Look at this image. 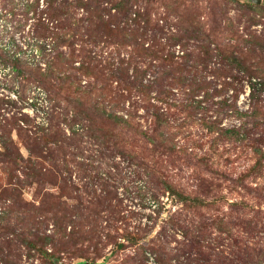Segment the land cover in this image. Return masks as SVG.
Masks as SVG:
<instances>
[{
    "label": "rangeland",
    "instance_id": "374dc122",
    "mask_svg": "<svg viewBox=\"0 0 264 264\" xmlns=\"http://www.w3.org/2000/svg\"><path fill=\"white\" fill-rule=\"evenodd\" d=\"M53 1L0 0V191L17 184V178H29L30 185L23 188L26 202H41L47 212H53L57 210L52 204L56 197L64 202L60 208L66 209L58 212L81 215V221L85 217L84 226L77 225L86 228L83 236L76 237L66 250L58 253V258H53L56 264L86 261L91 264H178L185 261L208 264L207 257L211 264H242L239 254L247 248L245 244L251 247L246 257L258 264V254H264V163L254 168L256 157L246 144L212 145L211 135L199 121L201 117L214 116L223 95L215 94L205 102L202 101L204 92L199 96L178 95V100L197 109L174 114V123L184 124L171 134L177 147L155 148L137 131H126L121 139L128 140L129 149L123 153L89 132L82 123L63 116L61 105L54 106L56 101L48 98L45 88H36L22 71L4 62L15 51V42L24 48L21 56L32 59L35 50L24 43L31 37L39 18L48 17ZM215 1L197 0L205 7L213 6ZM250 1L264 3V0ZM154 3L153 17H163L166 14L163 5L158 0ZM72 5H69L70 10L77 14L71 19L72 25L81 28L71 37L76 52L82 47L102 50L104 43L95 46L90 40V22L83 18L85 9H75ZM144 5V1H140L137 7L143 9ZM226 9L235 27L243 31L244 23L239 22L243 10L234 2ZM257 17L259 21L252 29L264 34V12ZM160 22L169 32V24L164 19ZM112 48L113 45L103 48L104 56ZM175 48L177 52L182 51L179 44ZM63 49L70 51L68 45ZM205 79L211 88L218 90L230 81V77L212 75ZM222 91L225 95L233 92L232 89ZM248 94L246 86L238 99L244 109L249 105ZM36 100L43 111H36L39 107L33 105ZM204 107L210 108L208 114L202 111ZM146 116L139 118L144 124L149 123ZM230 122L237 123L236 120L225 121ZM3 141L13 156L16 153L24 156L21 165L4 155ZM184 196L200 201L194 205L191 201L185 202ZM6 202L11 203V199ZM112 210L118 218L116 222L108 218ZM94 211L100 212L99 221L106 226L104 232L112 238L104 234L102 240H98L85 232L95 225ZM15 217L16 214L5 223L13 227ZM72 226L68 225V231ZM200 226L207 235L202 240L205 246L201 255L191 246ZM221 226L226 231L221 232ZM53 231L54 223L49 221L47 232ZM128 236H136L139 241L132 244ZM117 242L126 245L120 249ZM48 250L53 251L52 246L48 245ZM11 252L9 256L18 264H52L53 261L31 256L29 249L22 245ZM17 252H20L18 258Z\"/></svg>",
    "mask_w": 264,
    "mask_h": 264
},
{
    "label": "trees",
    "instance_id": "16d2710c",
    "mask_svg": "<svg viewBox=\"0 0 264 264\" xmlns=\"http://www.w3.org/2000/svg\"><path fill=\"white\" fill-rule=\"evenodd\" d=\"M68 1L54 0L46 18L48 22L40 17L34 24L31 37L24 43L35 50L32 59L21 56L24 48L17 42L14 43L15 51L4 59L13 69L22 71L36 88H45L48 98L56 101L54 106L61 105L63 116L74 123H82L89 132L125 154L129 142L121 139V135L126 131H137L155 148L174 149L177 143L171 136L172 131L184 126L183 123H174V114L187 110L191 113L197 109L178 100L179 96H199L204 92L202 101L205 102L219 93L223 97L214 116L199 118L201 126L211 135L210 143L246 144L255 154L254 168H260L264 163V34H257L252 26L259 21L257 15L264 12V3L223 0V4L217 0L213 6L205 7L197 0H158L166 14L155 18L152 15L154 0ZM140 1H144L143 9L137 7ZM230 2L237 3L243 10L239 19L244 23L243 31L235 27L228 16L226 7ZM71 4L75 9H85L83 18L90 22V40L95 46L104 43L102 50L82 47L76 52L71 37L81 28L72 25L71 19L77 14L70 10ZM171 17H175L174 20ZM161 19L169 24V32H166L164 23L161 24ZM162 34H166V40ZM177 44L182 51L177 52ZM64 45H68L69 52L63 49ZM111 45L113 48L104 56L103 48ZM207 75L230 77V81L218 90L206 82ZM246 86L249 88V105L244 109L238 99ZM231 89L230 95L222 91ZM155 100L162 104L154 103ZM36 102L33 104L39 106L36 111H43L44 108ZM203 109L206 114L210 112L209 107ZM144 115L149 123L139 120ZM226 120H236L237 123L228 124ZM3 143L4 155L14 164L21 165L24 156L18 153L13 156L6 141ZM16 181L11 188L0 191V262L18 264L9 255L20 245L27 247L31 256L48 260L58 258V253L66 250L72 240L83 236L86 228L77 225L84 226L85 217L81 221V215L58 212L66 209L60 208L64 202L56 197L52 204L57 210L53 212H47L41 202H26L23 188L30 185L29 178H17ZM8 199H11L9 204ZM182 199L194 205L200 201L186 196ZM15 214V225L6 224ZM113 214L112 210L108 216L110 221H118ZM94 215L95 225L85 232L98 240H102L104 234L112 238L111 234L104 232L106 226L99 221L102 219L100 212L94 211ZM49 221L54 223L52 233L47 232ZM68 225H73L70 231ZM201 227L191 243L200 255L205 246L202 240L207 237ZM220 230L226 231L222 226ZM128 237L132 244L139 241L136 236ZM48 245L53 251L48 250ZM125 245L117 242L120 249ZM245 246L242 255L239 254L240 262L254 264L246 257L247 249L251 247ZM15 255L20 257V252ZM160 255L163 257L162 253ZM263 255L262 252L258 254V264L264 263ZM206 259L211 264L209 257ZM55 260L52 264H56Z\"/></svg>",
    "mask_w": 264,
    "mask_h": 264
},
{
    "label": "water",
    "instance_id": "95a60500",
    "mask_svg": "<svg viewBox=\"0 0 264 264\" xmlns=\"http://www.w3.org/2000/svg\"><path fill=\"white\" fill-rule=\"evenodd\" d=\"M257 2H259V3H260V0H257ZM79 264H91V262H89V261H86V262H82V263H79Z\"/></svg>",
    "mask_w": 264,
    "mask_h": 264
}]
</instances>
